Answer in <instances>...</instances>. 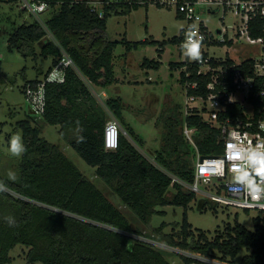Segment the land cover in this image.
I'll return each instance as SVG.
<instances>
[{
  "label": "trees",
  "instance_id": "16d2710c",
  "mask_svg": "<svg viewBox=\"0 0 264 264\" xmlns=\"http://www.w3.org/2000/svg\"><path fill=\"white\" fill-rule=\"evenodd\" d=\"M36 1L48 6L50 18L45 21V27L35 20L14 28L8 41L9 50L34 60L51 58L47 72H38L42 79L58 64L62 51L75 64V68L66 70L64 83L46 84L43 122L61 127L64 140L88 165L96 168L97 177L144 225H150L154 215L164 214L159 207L181 206L185 214L182 225H173V232H166L169 224L163 223L154 229L153 235H146L144 230L132 226L125 214L58 146L41 136L39 127L22 120L16 124L26 147L18 162L19 177L13 181L0 175V181L8 186L7 191L0 192V264H12L11 252L19 245L27 248L29 264H171L163 248L142 238L207 261L183 255L187 263L236 264L241 251L246 250L248 254L242 258V264H264V219L261 222L255 219L258 223L255 231L236 222L214 238L203 231L195 234L188 222L186 210L196 195L173 177L192 183L195 169L190 166V160L197 155L209 157L223 152L222 135L206 118L197 114L185 117L188 126L195 128L194 146L186 144L180 131L167 129L161 150L151 162L138 149L144 148V140L124 124L123 115L116 110L114 105L120 100L109 99L107 108L125 131L120 134L118 149L107 150L104 146L108 114L97 106L88 83L107 88L115 82L114 50L120 43L110 40L108 19L112 12L118 15L148 6L112 4L101 18L91 13L89 1ZM48 32L57 44L47 39ZM37 43L42 44L40 53L36 51ZM148 43L146 40L124 44L131 51ZM151 64L154 63L145 60L143 66ZM186 66L184 62L171 64L172 69L180 70L184 86L188 82L198 84L195 88L185 87L187 96L207 98L210 75L198 74L197 64H189L185 71ZM42 79L28 81L25 86L36 87ZM255 105L261 107L257 102ZM84 106L88 109H83ZM244 109L240 104L230 106L221 119L242 117ZM71 129L76 130L74 135ZM169 192L173 198L168 196ZM8 216L15 219L14 226L6 222Z\"/></svg>",
  "mask_w": 264,
  "mask_h": 264
},
{
  "label": "rangeland",
  "instance_id": "374dc122",
  "mask_svg": "<svg viewBox=\"0 0 264 264\" xmlns=\"http://www.w3.org/2000/svg\"><path fill=\"white\" fill-rule=\"evenodd\" d=\"M95 1L101 0H90V2ZM101 8L100 5L99 9ZM207 17L204 15L203 18L206 20ZM49 18L48 9L41 15L34 16L21 9L19 0L14 3L0 0V175L8 179V172L12 171L19 177L18 162L21 156L11 155L9 140L17 133L22 137L21 131L16 129V124L22 120H29L33 126L41 129L43 138L58 146L73 164L105 194L108 200L125 214L134 228L144 230L146 235H153L154 229L167 223L169 226L166 228V232H173V225H182L185 208L173 205L159 207L158 210L163 211L164 214L154 215L151 224L144 225L135 213L122 202L121 198L95 176L94 168L68 146L60 132L61 127L45 124L42 117L32 111L31 105L25 98L23 88L26 82L43 78L38 72L41 71L43 74L47 72L51 66V58L38 60L30 57L24 58L18 51L9 50L8 41L14 28L24 23H33L35 20L45 27V21ZM210 19L215 22L214 29L230 24V22L224 21L225 24L222 25L223 21L219 20V15ZM185 26L186 23L176 15L175 10L156 6L140 7L129 13L118 15L112 12L108 19V36L111 41H118L120 44L114 50L115 82L106 90L110 95L109 99L120 100V102L117 101V105L114 102L113 104H115L116 110L124 116V124L131 126L136 135L146 142L145 147L141 150L148 159L154 158V152L161 150L167 129L173 128L174 131H180L184 135L186 144H192L184 132L185 117L186 112L193 109L196 104L188 100L186 88L180 80V70L171 67V64L181 63L186 58L180 49L179 42H176ZM47 39L57 44L50 32L47 34ZM146 40L150 43L139 45L138 48H132L131 51H128L124 44L125 41L142 42ZM41 45V43H37V53H40ZM215 52L220 57H224L228 53L237 61L245 58L240 56L234 47L224 46L215 49ZM241 55L243 54L241 53ZM145 60L154 64L145 67L143 66ZM157 64L159 67L155 66ZM88 85L96 98L97 106L102 107L108 114L106 120L113 119L114 117L106 109L103 88L91 83ZM198 158L199 155L190 160V166L194 169ZM173 178L176 179V177ZM208 187L213 190L212 193L215 195L214 188L203 186L210 190ZM218 196L225 197L224 194H218ZM186 212L194 233L203 231L209 235V238H214L219 234L223 235L225 228L236 222L250 231H255L258 224L255 219L259 218L260 222L264 219L263 210L244 209L235 204L215 201L202 195L196 196ZM163 250L171 264H201L185 262L182 258L183 255L191 257L187 253L169 247L163 248ZM27 251L26 247L17 246L11 252L12 264H29L26 257ZM246 254H248L247 251L242 250L236 259V264H242V258ZM203 261L206 260L203 259Z\"/></svg>",
  "mask_w": 264,
  "mask_h": 264
},
{
  "label": "built area",
  "instance_id": "2783aa9c",
  "mask_svg": "<svg viewBox=\"0 0 264 264\" xmlns=\"http://www.w3.org/2000/svg\"><path fill=\"white\" fill-rule=\"evenodd\" d=\"M19 4L22 10L34 16L41 15L48 9L45 3L36 0H19ZM112 4L156 6L175 10L176 15L186 23L179 37L181 51L189 25L194 24L198 35L203 36L202 60L196 62L186 57L183 62L187 64L185 71L189 64H197L198 74L210 75L207 86L209 94L207 98L187 96L188 100L196 105L186 112V117L197 114L211 122L222 135L223 152L220 155L209 156L202 162L199 155L192 183L177 178L174 181L196 196L226 201L244 209L264 211V208L254 203L244 190L235 186L233 180L234 165L242 162L236 158L235 153L264 146V0H101L89 2V7L91 13L103 18L106 7ZM204 15L208 16L206 20L203 18ZM218 15L219 20L223 21L222 25L225 24L224 21L230 24L214 29L215 22L209 18ZM224 46L236 48L239 55L245 58L237 61L228 53L224 57L217 56L215 49ZM246 62L251 64L244 65ZM68 68H75V64L69 55L62 51V58L45 79L36 87H32L31 84L25 86V98L36 115L42 117L46 110V84L64 83ZM197 85L188 82L185 87L195 88ZM255 102L261 107L257 108ZM236 104L245 108L243 116L221 119L222 114ZM184 132L195 145L193 140L195 128L189 127L186 122ZM121 133V126L115 118L107 122L104 131V146L107 150L118 149ZM203 186L214 188L215 195L211 188L208 187L210 190H207ZM218 194H224L225 197ZM142 240L160 248H168L154 240L143 238ZM191 257L203 261L201 257L193 255Z\"/></svg>",
  "mask_w": 264,
  "mask_h": 264
},
{
  "label": "clouds",
  "instance_id": "9594fccd",
  "mask_svg": "<svg viewBox=\"0 0 264 264\" xmlns=\"http://www.w3.org/2000/svg\"><path fill=\"white\" fill-rule=\"evenodd\" d=\"M202 41L203 36L198 35L196 26L194 24L189 25L185 32L184 43L182 44L184 55L192 61L200 62L202 60ZM9 152L15 157H20L26 152V147L19 133L11 136L9 140ZM235 156L238 160L242 161L240 164L234 165L233 180L235 186L244 190L254 203L264 208V202H262L264 201V146L238 151L235 153ZM8 179L15 181L18 177L16 173L9 171ZM7 189V184L4 181H0V192H5ZM5 220L10 227L15 225L13 217H5Z\"/></svg>",
  "mask_w": 264,
  "mask_h": 264
},
{
  "label": "crops",
  "instance_id": "0c3cea01",
  "mask_svg": "<svg viewBox=\"0 0 264 264\" xmlns=\"http://www.w3.org/2000/svg\"><path fill=\"white\" fill-rule=\"evenodd\" d=\"M78 2H82L81 0H77ZM87 1V0H86ZM89 2H90V0H88ZM89 86V85H88ZM101 88V87H100ZM102 92H103V95H104V98H105V100H106V102H107V100H109V94L107 93L108 92V90H106V88H103L102 89ZM108 94V95H107ZM106 96V97H105ZM96 99V98H95ZM111 99V98H110ZM89 104V103H88ZM102 108V107H101ZM83 109H88V107L87 106H84V108ZM106 109H108L107 107H106ZM109 110V109H108ZM82 113H85L86 115L88 114V112L87 111H81ZM109 112L111 113V115H112V117H114L115 118V116L113 115V112H111L110 110H109ZM124 117V116H123ZM116 119V118H115ZM118 122H119V124H120V126H121V129H122V131H125V129H124V127H123V125L121 124V122L119 121V120H117ZM72 128H74V127H72ZM72 135H74L75 133H76V130L75 129H71V132H70ZM131 142H132V140L131 139H129ZM65 142H67L66 140H64ZM145 142V141H144ZM133 143V142H132ZM146 143V142H145ZM67 144H68V142H67ZM68 146L70 147V148H72L69 144H68ZM145 147V146H144ZM139 149V151L142 153V155L146 158V159H148L147 158V156H145V154L143 153V150H141V149H143V148H138ZM155 154H156V152H154V157H155ZM148 160H150L151 162H153L154 161V158H150V159H148ZM94 170H95V176L97 177V170H96V168H94ZM168 196L170 197V198H173V193L172 192H169V194H168ZM127 206V205H126Z\"/></svg>",
  "mask_w": 264,
  "mask_h": 264
},
{
  "label": "water",
  "instance_id": "95a60500",
  "mask_svg": "<svg viewBox=\"0 0 264 264\" xmlns=\"http://www.w3.org/2000/svg\"><path fill=\"white\" fill-rule=\"evenodd\" d=\"M205 158H207V157H204V156L201 157L200 161L202 162Z\"/></svg>",
  "mask_w": 264,
  "mask_h": 264
}]
</instances>
